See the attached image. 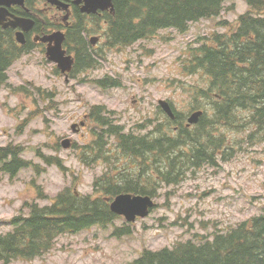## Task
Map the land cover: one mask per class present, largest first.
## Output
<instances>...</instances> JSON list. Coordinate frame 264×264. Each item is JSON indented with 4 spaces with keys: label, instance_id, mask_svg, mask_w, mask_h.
Wrapping results in <instances>:
<instances>
[{
    "label": "rangeland",
    "instance_id": "rangeland-1",
    "mask_svg": "<svg viewBox=\"0 0 264 264\" xmlns=\"http://www.w3.org/2000/svg\"><path fill=\"white\" fill-rule=\"evenodd\" d=\"M247 11L250 7L246 1L229 0L219 17L191 23L183 33L161 30L151 39L129 48L108 50L107 61L101 66L76 79L70 77L67 82L46 61L41 50L23 56L13 65L9 72L10 86L0 89V147L9 143L20 146L23 158L32 164L14 176L0 169V234L13 229L9 222L14 217L29 214L25 204L48 206L64 190L80 196H99L95 192V179L109 173L116 176L117 172L129 176V164L112 141H109L113 151L108 154V163L102 157L85 155L80 149L83 144L91 145L96 138L92 107H106L116 125L139 135L150 133L158 125L166 130L160 101H168L183 119L199 107L205 110L207 119L221 122L216 131L223 141L217 151V165H202L187 172L178 185H163L159 195L153 197L155 209L145 219L131 224L119 218L105 228L93 227L75 235H62L41 257L0 261V264H128L145 249L172 248L176 242L226 231L262 213L264 129H252L242 122L237 125V131L230 130L228 121L215 117L213 99L202 96V90L210 85L208 77L200 71L185 70L189 64V47H197L199 38L229 33L222 23L235 26L239 16ZM104 76L118 80L120 88H97L93 81ZM26 82L32 83L33 88L51 90L56 97L45 102L34 94L13 90ZM33 88L31 91L35 92ZM30 114H34L31 119ZM249 115L246 111L239 118L244 120ZM80 123H85L86 128L76 135L71 126ZM145 123L147 126L140 130L139 126ZM171 127L174 128L173 124ZM68 138H72L71 147L64 149L62 143ZM49 159L63 167L48 165ZM126 224L130 233L117 234V228Z\"/></svg>",
    "mask_w": 264,
    "mask_h": 264
},
{
    "label": "trees",
    "instance_id": "trees-1",
    "mask_svg": "<svg viewBox=\"0 0 264 264\" xmlns=\"http://www.w3.org/2000/svg\"><path fill=\"white\" fill-rule=\"evenodd\" d=\"M227 1L115 0L116 17H112L115 23L110 25L109 40L113 46L126 48L151 39L161 30L175 29L183 33L191 23L219 17ZM244 1L250 11L240 15L235 26L222 23L229 28V33L199 38L197 47H189V64L185 70L187 73L200 71L208 77L210 85L202 90V96L213 99L215 117L228 121L230 130L237 131V125L245 122L248 127L261 131L264 129V0ZM26 53L15 41L13 31L0 26V89L10 86V69ZM98 84L104 88L120 86L113 78H105ZM13 90L27 91L24 86ZM37 92L40 97H50L39 88ZM102 110L97 107L91 113L100 132L94 146L85 152L100 156L108 163V154L113 151L109 139L113 138L114 148L129 164V176L117 172L116 176L109 173L95 179V192L99 196H80L64 190L51 206L26 204L29 214L14 217L10 222L13 229L0 234V261L9 263L14 259L29 261L41 257L62 235L113 225L119 219L110 209V202L116 196L130 193L156 198L163 185H178L187 172L202 165H217V151L223 140L216 130L221 122L207 119L206 113L196 130L181 127L179 135L165 115L166 130L158 125L150 133L139 135L126 133L124 127L104 117ZM246 111L250 112L247 119L239 118ZM146 126L145 123L139 129ZM22 154L19 146L1 147L3 172L16 175L29 167V161ZM112 157L118 159L115 155ZM46 161L63 167L60 162ZM130 231L125 226L118 228L117 234ZM195 239L176 242L172 248L158 251L145 249L138 259L128 264H264V208L260 215L226 231Z\"/></svg>",
    "mask_w": 264,
    "mask_h": 264
},
{
    "label": "flooded vegetation",
    "instance_id": "flooded-vegetation-1",
    "mask_svg": "<svg viewBox=\"0 0 264 264\" xmlns=\"http://www.w3.org/2000/svg\"><path fill=\"white\" fill-rule=\"evenodd\" d=\"M5 1L16 2L1 7L8 12L7 22L16 19L21 21V25L16 28L8 27L7 29L13 31L17 44L26 50L27 53L23 56H29L36 50L43 51L46 56L48 48L55 46L61 40L59 34L64 35L62 48L65 55L71 57L73 61L72 71L67 75L68 79L70 77L76 79L88 70L97 69L99 65L101 66L105 62L108 50L122 48L113 46L109 40V28L112 23H115L116 17L115 0H112L113 11L112 9H97L91 12L85 10L87 7L86 0H22V3L21 0ZM113 16L114 19H112ZM19 33L23 34L22 43L17 40ZM46 61L49 62L47 57ZM53 65L54 69L59 71L57 66ZM63 77L65 79V76ZM83 117H86V113ZM188 118L189 116L183 119L177 113L174 129L179 135L182 130L181 127L191 128V130L196 128V126L188 127ZM200 124L201 122L198 125ZM84 128H86L85 123L81 129ZM93 132L95 133V131ZM97 136L98 134H96L91 145L84 144L81 148L85 155L89 154L94 158H100V156L95 157V155L85 152L87 148L94 146L98 140Z\"/></svg>",
    "mask_w": 264,
    "mask_h": 264
},
{
    "label": "water",
    "instance_id": "water-1",
    "mask_svg": "<svg viewBox=\"0 0 264 264\" xmlns=\"http://www.w3.org/2000/svg\"><path fill=\"white\" fill-rule=\"evenodd\" d=\"M86 2L87 7H85V10L88 12L96 11L97 9H112L113 11L112 0H86ZM15 3L16 2H6L5 0H0V25L4 28H16L17 26L21 25V21L19 19H16L12 22H7L6 17L8 16V12L5 8L1 7L2 5L8 6ZM59 35L61 36V40L57 42L55 46L48 48L47 57L50 61L58 63L59 68L63 72H66L71 70L73 61L71 57L65 55V51L62 48V39L64 38V35ZM22 37V33L17 34L18 42H23ZM160 105L170 118L173 119L175 117V114L167 101H160ZM202 115V111L192 114L188 120L189 125L198 123ZM67 143L68 142H65L64 145L66 146ZM154 205V201L149 196H133L132 194H122L117 196L111 202L110 208L113 213L119 216H124L128 222H134L137 217H146L149 214V210L152 209Z\"/></svg>",
    "mask_w": 264,
    "mask_h": 264
}]
</instances>
